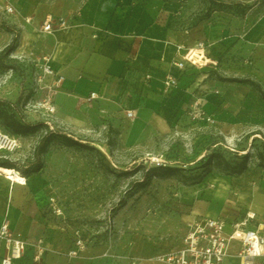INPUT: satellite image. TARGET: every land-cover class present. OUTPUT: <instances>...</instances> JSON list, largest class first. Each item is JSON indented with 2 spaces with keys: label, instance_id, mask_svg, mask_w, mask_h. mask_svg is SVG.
<instances>
[{
  "label": "crops",
  "instance_id": "obj_1",
  "mask_svg": "<svg viewBox=\"0 0 264 264\" xmlns=\"http://www.w3.org/2000/svg\"><path fill=\"white\" fill-rule=\"evenodd\" d=\"M6 1L0 0V24L8 29H0V50L12 35H19L17 49L30 37L34 52L51 57L53 68L63 77L54 101L56 115L71 132L100 124L101 117L116 126L127 125L132 139L145 131L176 128L192 97L189 91L218 86L207 72L190 76L200 70H228L264 90V7L255 6L243 15L212 8L199 18L201 0H9L10 14L3 9ZM46 18L53 20L50 33L40 31ZM60 20L67 27H59ZM198 42L204 43L203 49L196 47ZM186 52L190 61L178 70L173 62ZM232 59L236 63L231 65ZM169 73L177 77L178 86L164 93L162 82ZM230 82L221 84L223 97L260 101L251 85ZM91 92L98 97L87 101ZM215 95L209 96L215 101L222 97ZM126 110H133L134 116L128 118ZM17 138L20 148L13 153L0 149V167L15 169L26 178L21 184L0 172V225L7 222L13 234L28 244L13 264H35L33 244L38 240L44 249L41 264H145L155 255L180 248L186 222L193 217L221 218L226 232L247 212L255 214L250 228L264 218V170L250 167L238 175H217L210 186L185 187L178 199L165 203L170 210L164 226L159 218L147 217L145 225L123 228L111 238L109 256L102 247L89 246L70 258L74 228L41 199L26 171L11 158L28 136ZM169 219L176 224L170 226ZM116 221L119 231L118 216ZM238 248L239 243L232 242V252ZM3 253L0 240V258ZM259 261L264 264V258ZM236 263L227 258L223 264Z\"/></svg>",
  "mask_w": 264,
  "mask_h": 264
},
{
  "label": "rangeland",
  "instance_id": "obj_2",
  "mask_svg": "<svg viewBox=\"0 0 264 264\" xmlns=\"http://www.w3.org/2000/svg\"><path fill=\"white\" fill-rule=\"evenodd\" d=\"M201 1L199 18L212 8L243 15L255 6L264 7V0ZM1 28L8 30L3 24ZM14 37L18 47L19 35H12L9 42ZM30 39L24 47L4 57L0 67V98L9 102L16 117L40 124L37 132L23 135L28 139L11 158L26 171L41 199L64 216L72 228L83 231L86 248L102 247L103 254L109 256L111 238L116 232L121 234L123 228L139 226L140 222L145 225L147 217L159 218L164 226V215L170 210L166 202L178 199L185 187L210 186L217 175H235L245 156L246 170H264V100L253 87L260 101L242 100L235 95L223 97L221 84L238 78L230 71L210 69L190 74L207 72L219 87L189 91L192 97L182 108L176 128L158 133L145 131L132 139L127 125L116 126L101 117L100 124L74 133L59 120L56 111L48 114L45 109L51 79L38 81L36 63L44 54L34 52ZM229 63H236L235 59ZM210 93L222 97L215 101ZM195 103L202 112L201 119L192 115ZM207 117L214 123L206 121ZM0 130L10 133L1 118ZM46 131L81 145L68 142L62 135L52 136L40 152L41 167L36 170L35 147ZM95 145H100L108 157ZM210 154L214 156L207 164ZM146 170L147 178L143 177ZM168 221L170 226L176 224L175 219ZM156 256L145 264H161Z\"/></svg>",
  "mask_w": 264,
  "mask_h": 264
},
{
  "label": "built area",
  "instance_id": "obj_3",
  "mask_svg": "<svg viewBox=\"0 0 264 264\" xmlns=\"http://www.w3.org/2000/svg\"><path fill=\"white\" fill-rule=\"evenodd\" d=\"M3 9L6 13H13V6L9 0L6 1ZM29 21V18L25 19V22L28 23ZM58 25L61 28L67 27V23L64 20H60ZM52 30L53 20L46 18L41 24L40 31L50 33ZM196 47L203 49L204 43L198 42ZM190 57L189 52L181 54L179 57L177 56L178 60L173 62L174 67L182 70L184 63L190 61ZM36 68H38L39 82H43L45 78L51 79L47 86L48 93L46 95L45 109L48 114H54L56 111L54 104L55 96L61 86L63 77L56 73L49 55H42L37 60ZM177 86V77L169 73L162 82V91L168 93L172 89L177 88ZM97 97L98 93L91 92L86 100L90 101ZM194 106L192 108V115L194 118H200L202 112L197 108V103ZM125 115L128 118H132L134 112L133 110H126ZM206 121L214 123V120L209 117L206 118ZM19 148L20 143L17 136L0 130V149L13 152ZM16 173L20 174L19 171ZM23 178V183H26V178ZM254 219L255 214L247 212L241 220L232 225L229 232H226L225 222L221 218L208 216L193 217L186 222V232L182 240V246L158 255L155 258L161 264H223L227 258L232 261L236 259V264H263L259 259L264 258V233L262 232V229H264V218L257 224L256 228L248 227V224ZM72 235L73 246L68 251V257L70 258L77 257L87 246V240L80 228H74ZM0 240L4 247L0 264H13V261L23 256L28 247L27 242L13 234L7 222H3L0 225ZM234 241L239 243V248L236 252H232L231 250V244ZM41 242V240H38L36 244H33L36 247V253L33 257L35 264H41L44 251Z\"/></svg>",
  "mask_w": 264,
  "mask_h": 264
},
{
  "label": "trees",
  "instance_id": "obj_4",
  "mask_svg": "<svg viewBox=\"0 0 264 264\" xmlns=\"http://www.w3.org/2000/svg\"><path fill=\"white\" fill-rule=\"evenodd\" d=\"M17 48V39L16 37L12 38V40L4 46L1 51H0V67H3L2 60L4 57H7L10 53H12L15 49ZM230 81L233 82H242V83H247L251 85L259 94L260 98L264 100V90L261 88V86L251 80V79H238V78H232ZM0 118L3 120L4 126L10 131L9 134L15 135V136H23V135H28L35 133L39 130L40 124L35 123H29L21 118L16 117L13 112L12 108L9 104L8 101L3 100L0 98ZM54 135H62V134H55L54 132L46 131L45 134L41 137L39 140L38 144L35 147V161H36V166L35 169L38 170L41 167V162H40V152L42 151L43 148H45L49 142L51 141L52 136ZM68 142H71L73 144L81 145L79 142H76L64 135H62ZM214 155L210 154L206 158V163L208 164ZM246 170V156L242 158V162L238 164V170L235 172V175L241 174ZM149 170H146L145 174L143 177L147 178L149 177ZM230 175V174H226ZM233 176V175H231Z\"/></svg>",
  "mask_w": 264,
  "mask_h": 264
},
{
  "label": "bare ground",
  "instance_id": "obj_5",
  "mask_svg": "<svg viewBox=\"0 0 264 264\" xmlns=\"http://www.w3.org/2000/svg\"><path fill=\"white\" fill-rule=\"evenodd\" d=\"M95 147H97L102 153H104L108 157L107 152L100 145H95ZM0 172L5 174L9 179L13 181L22 182L21 184H25L23 183L24 176L17 174L15 169L8 167H0Z\"/></svg>",
  "mask_w": 264,
  "mask_h": 264
}]
</instances>
